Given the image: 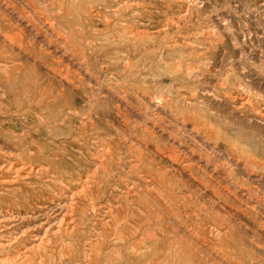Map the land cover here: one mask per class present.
<instances>
[{
  "label": "rangeland",
  "instance_id": "374dc122",
  "mask_svg": "<svg viewBox=\"0 0 264 264\" xmlns=\"http://www.w3.org/2000/svg\"><path fill=\"white\" fill-rule=\"evenodd\" d=\"M3 1L4 0H0V8L4 5L6 9L4 10L6 11V13L3 10V12L1 11V9L3 8L0 9V14H5V16L0 15V40L4 42L3 44L0 41V149H3L2 151L0 150V161L2 160V162H6V160H11V162L16 165H19V163L20 165H22L23 163H27L26 166L34 163V165L40 164L47 167L49 171L52 170V172H49L48 175H44V179L40 177L41 180H39V178L35 175V178L33 176V178L29 179L27 182L23 180V182L19 181L17 183L14 182L11 184L0 182V193H3L4 195H10V197H6V201L8 202H5L4 199L0 200L1 207L3 209L5 208V210L13 209L14 211L20 210L19 212H24L26 209V211L33 212V207H35V204H39L42 201L44 195L58 193L60 189H66L69 195L73 193L75 194V192L77 195L74 196L75 206L73 207L76 210L73 209V211H76L78 213L74 212L75 215L74 213H72L73 216L71 215L73 219H75L76 216L75 220L71 218V222L73 221L72 223H75L74 225H77L75 226V233L70 232L71 234H67L64 233L65 231L63 230L64 232H56L55 234V232L53 231L56 230V227L54 228V226L52 225L54 223V220L52 221L53 214L50 215V217L49 214L38 212L40 214L39 216L38 213H36L32 214V217L25 219L23 228L30 234L28 238L25 237V245L27 244V246L30 247L32 246V243L35 244L37 242L38 244L40 241L43 244H40V248H36V251L33 250L32 253L34 254L31 253L32 258L30 262L28 261L29 264H45V262L46 264H56L59 263V260L61 264H91V262H93V264H117L120 259V264H177L178 262L179 264H264V0H5L7 4L5 3V1ZM15 1L18 4H14ZM58 1L59 3H57ZM115 1L118 2L116 3ZM127 1L130 2V6ZM73 3L75 5H73ZM127 3L128 6L126 5ZM11 4L13 5V7H11ZM110 4L113 5L111 6ZM16 5L18 6V8ZM30 5H32V9ZM53 5L55 7L57 6V9ZM6 6H8V8ZM15 7L17 9H15ZM8 9L11 10L9 11ZM24 10L26 11L24 12ZM105 10L107 12H105ZM126 10H128V12ZM34 11H36L37 13L35 12V14ZM57 11L59 12L57 13ZM98 13H100V16H102L100 17ZM115 14L118 15L115 17ZM8 15L9 17H7ZM21 15L24 17H22ZM82 15L84 16V18ZM129 15L130 17H128ZM1 16L6 20H3V22H1L3 19ZM11 16H14V19H11ZM104 16L105 18H107L104 19ZM36 20H39V23ZM123 20L125 22H123ZM115 21H117V23ZM1 23L4 26H1ZM29 23L34 25L31 26ZM51 24H53L54 26ZM85 25L87 26V28H85ZM6 26H9L8 28L10 30L8 28L3 29ZM27 26L28 29H25L27 28ZM45 26L47 27L45 28ZM127 26L129 27L127 28ZM20 28L23 29L21 30ZM7 29L9 31H7ZM20 31L22 33H18ZM2 32L4 34H7L8 38L10 39L4 40V38H2ZM107 34H109L110 36H107ZM125 34H127L128 36ZM45 36L48 38H46ZM60 36L62 37L59 38ZM110 37H113V39H110ZM44 38L46 40H44ZM42 39L44 41H42ZM87 40L90 42L89 44L92 45L87 44ZM45 41H47L48 43L46 42V44L49 45H45ZM106 41L110 42L111 45ZM124 41H127V44ZM55 42L58 43L56 44ZM59 42H61V44ZM83 42H86L84 44H87L89 47L87 45H84ZM63 43L65 46L63 45ZM120 46L123 47L121 48ZM111 47H113V49ZM9 48L12 51L15 49L14 52H12ZM94 48H97V50H95ZM67 49L68 51H70L68 52ZM55 50L57 51L55 52ZM32 51L36 54H33ZM62 53L65 55L62 56ZM77 53L79 54V59L77 57ZM113 53L116 55H114ZM108 54H111L110 57ZM122 55H127V57H123ZM121 57L122 59H124V62L122 61ZM111 58H113L111 62L112 64L109 62ZM120 59L122 62L120 61ZM9 60L12 62L10 63ZM29 60H31L33 63L31 61L27 62ZM36 60H38L39 62ZM130 61L133 64H131ZM124 65L126 66V68ZM8 66H10V68ZM67 66L69 67L68 69ZM56 68H58V70ZM54 69L56 70V72ZM114 69L116 71L118 70L120 74L118 72L116 73ZM130 70L132 71L129 73ZM25 71L27 74H23V72ZM29 72L30 74H32V77H34V79L32 77L31 78L36 81L35 87H38V90L40 89L39 91H37L39 93H37L36 90L32 89V91L28 90L27 93L26 86L23 87L25 90H20L19 86L17 85L18 80H25L24 78H22L24 75L29 76ZM7 73L9 76L5 75ZM53 73L55 74V76ZM119 75H121V77ZM5 77L10 80L5 82ZM63 77L67 79L64 80ZM15 78H17V80ZM130 78H132V80ZM144 78H146V80ZM37 79L40 80L38 81ZM51 80L52 83L50 82ZM129 81H132L131 84L129 83ZM46 83L48 84V86L45 85ZM49 85L53 86L50 87ZM55 86L57 87L55 88ZM121 86H123L124 88ZM78 88L80 90H78ZM15 89H17L18 91ZM42 90L45 91V94ZM126 91H128L127 93H129L130 95L127 94ZM21 92L23 95L21 94ZM40 92L42 93L41 97ZM119 93H122V95ZM125 93L126 96L124 95ZM28 95H30V99H28ZM57 96H59L60 98ZM124 97L128 98L125 99ZM42 98L43 100H41ZM46 98H49L50 100ZM37 99H39L40 101H37ZM16 103L19 105H17ZM41 103L44 105H42ZM62 103H64V105ZM90 115L91 117H89ZM53 117L55 119H53ZM95 118L97 119V121ZM142 132H146V134H143ZM64 134L66 136H64ZM143 135L145 136V138ZM111 138L113 139V141ZM138 139H141V142L138 141ZM143 139H145L144 142H142ZM123 141L125 142V144ZM147 141L150 143H148ZM32 142H34L36 146ZM78 142L81 143L79 144ZM117 142L120 143L117 144ZM120 145L121 148L119 147ZM137 145H139L140 147ZM14 146H16V148ZM107 146L109 147V149ZM145 147H148L146 148L147 151L145 150ZM131 148L132 150H129ZM8 149L10 152L8 151ZM110 149L111 152L113 151L112 153L110 152ZM134 149H137V152ZM17 150L19 154H17ZM77 150H79L80 152H78ZM97 150L98 152H101L98 154L96 153ZM116 150H118V153H116ZM150 151L155 157H150ZM183 151L185 155L183 154ZM93 152L94 157L92 156ZM108 152L112 157L114 156L112 158L109 155L112 162H110V159L107 155ZM3 153H5L6 155H4ZM21 154H25L26 157ZM156 154L158 155L156 156ZM97 155H101L99 156L101 159H99ZM3 156L5 160L1 159L3 158ZM159 156H161L162 158H160ZM20 157L22 159V162L20 160ZM137 157L138 161L140 162L136 160ZM118 158L120 159V161ZM153 158H156L158 160ZM166 158L168 159V161ZM50 159H54L52 160L54 164L53 162H50ZM113 159L115 160L116 164L113 163ZM181 159L184 160L181 161ZM24 160H28L30 162L28 163V161L26 162ZM95 160L100 164L102 162H105V164L107 165L106 167H108L107 170L105 168L103 172L102 170H97L96 172V167L94 165L96 162ZM107 162H110L111 164L113 163L112 166L111 164L108 165ZM138 163L139 166L136 165ZM192 163L194 167H192ZM88 164L92 165L88 170L92 173L95 170L94 172L96 173H94V175L97 174L98 177L94 176L93 180L90 183V189L85 190L84 186L79 181V178L85 176V174L88 173L87 168H85ZM170 164L172 167L174 166V170L172 169ZM179 164H181V166H179ZM206 164L209 165V168L208 166H206L205 169L207 171L203 173V169ZM167 165H169V168L167 167ZM26 166L24 165V167ZM117 166L119 167V170L116 169L118 168ZM176 166L178 169L176 168ZM182 166H184V169L182 168ZM128 167L131 171H133V175L132 172L127 169ZM196 167L199 168L197 169ZM133 168H136L138 170H134ZM190 168L192 171L190 170ZM140 170H142L141 173ZM160 170L164 171L160 172ZM169 170L172 171V173ZM180 170L181 172L185 170L183 171L185 173H181ZM186 170L189 172V174ZM53 171L56 172V174H59V179H56V181L58 182L54 181L49 183V180H51V178L49 177L54 175ZM72 171L74 172V174H72ZM144 171L146 172L144 173ZM152 171H154V173H151ZM155 171H157L156 173L159 176L155 173ZM213 172H216L217 174ZM136 173H139L138 178L140 180L137 179ZM168 173L170 174V177ZM5 174L6 176L9 174L11 177H6ZM173 174L177 176L173 177ZM145 175H151L150 177H154L151 178L152 181H150V177ZM13 176L14 174L10 172H0V181H2V178L12 179ZM121 176L124 180L121 179ZM165 176L167 177V179L165 178ZM99 177L100 179L95 182V180ZM101 177L103 179L102 181H100ZM125 177L129 179L131 177V179L129 180ZM179 177H183V179ZM187 177L189 178L188 180L186 179ZM134 178L137 179V184L136 189H134L131 193L132 197L135 198L136 196L138 197V199L135 203L127 206L126 203L128 201H126V196L124 194V191L126 192V190L123 189L122 191V188L127 185L130 186L132 184L131 180H134ZM169 178L171 179V181ZM146 179L148 181H146ZM159 179H161L162 182H159ZM35 180H38V182L36 183ZM165 180L167 181V183ZM180 180L182 181L179 182ZM29 181L30 184L28 183ZM192 181H195V183H191ZM189 182L191 185L189 184ZM40 183H42V185H40ZM47 184L49 185L48 188L45 187L47 186ZM100 184H102V186ZM141 185L143 186L141 187ZM175 185L177 186V188ZM168 186L170 187L168 188ZM204 186L205 188H203ZM29 187L32 189H30ZM97 187H99L100 189H98ZM34 188H36L37 190ZM78 188L80 189V191L82 190L81 192L79 191V193ZM141 188L144 190H142ZM162 188L164 190H162ZM33 189L37 192H35ZM116 189L117 191H115ZM139 189L141 190L139 191ZM83 190L85 191L83 192ZM145 190L147 192H145ZM143 191L145 192V194L143 193ZM211 191H216L218 193H213ZM9 192H15L14 194H16V196H14V194H12L11 196ZM88 194H92V197ZM117 194L120 196L117 197ZM162 194L167 197L165 198ZM210 194L212 195L210 196ZM145 195H147V197ZM173 195H177L178 197H174ZM208 196L214 197V199L209 198ZM114 197L116 199H114ZM120 197L121 199H119ZM161 197L165 199L163 200ZM90 198L93 199L91 200ZM157 198L160 200H158ZM85 199H87V201ZM91 201L95 204L93 205L94 207L92 206L93 203ZM139 201L143 202L140 203ZM90 202L92 204H90ZM107 202L109 203V206ZM134 205L138 207L136 208L134 207ZM105 206H107L109 209ZM95 207L98 208L96 209ZM224 207L227 208L225 209ZM141 211L144 212L141 213ZM106 213L108 214V216ZM124 214H127L128 216H125ZM176 215H178V218L175 217ZM98 216H100L101 218ZM121 216L123 218H121ZM39 217L41 220L39 219ZM35 218H37L36 220H39L37 221L38 223L36 222ZM42 218L45 219L42 220ZM79 218L81 220H77ZM109 218L114 220L112 221ZM32 221H34L35 223ZM114 221L116 223H114ZM92 222H95L94 224L96 225H94ZM106 222L109 223L106 225ZM166 222H170L171 224H166ZM78 223L80 224L79 226ZM223 223L224 226H222ZM85 224H87L88 228L87 226H85ZM135 224L136 226H134ZM108 225H111L110 227H112L113 229H108ZM117 225L121 227L119 228ZM130 225H132L133 227ZM48 226L51 229L53 228V230H50ZM212 226H214V228ZM104 227H107V229H105ZM151 228L153 231L151 230ZM159 228L162 231L159 230ZM176 228L178 230H176ZM180 228L182 230H180ZM183 228H186L185 230L187 231H185ZM24 229H22L21 231H23ZM44 230L47 231V233ZM82 230H84V233L82 232ZM89 230L91 231L90 234L88 233ZM101 230H104L102 234ZM148 231L150 235L146 234L148 233ZM176 231L177 233H175ZM128 232H130V234ZM155 232L156 234L154 236ZM51 233L52 235H50ZM118 233L120 234L118 235ZM176 234L178 237H176ZM33 235H37L42 240L39 241L40 238L34 240ZM47 235H50L51 238H48L49 236ZM59 235H61L62 238H60L62 240L57 237ZM94 235L99 236L96 237ZM158 235L160 236V238L158 237ZM199 236L201 237V240ZM78 237H80L79 241ZM89 237H91L92 240H90ZM191 237L195 238V240ZM216 237L219 239H217ZM114 238H116V240H114ZM122 238L124 239L122 240ZM86 239L88 240L86 241ZM180 239L183 242H180ZM67 240L70 243L68 244L69 247L67 246V244H65L68 243L66 242ZM92 241L93 243L94 241L95 243H98L99 241L100 242L98 244L94 243V246L92 244ZM213 241H217L218 243H214ZM52 242H54L53 245ZM232 242L234 243V245H232ZM113 243L121 245L122 252L120 251V246L118 247V245H115V247H113ZM125 244L127 245L125 246ZM64 245L68 250L66 248L64 249ZM170 245H172L171 248H169ZM180 245L181 247H179ZM184 245L185 247L187 246V249L184 247L186 250H183ZM207 245H211L209 246L210 249ZM226 245H230V247H227ZM163 246L166 248V250ZM203 246H206L207 248L205 247L206 249H204ZM219 247H222L221 249L224 248L225 251L221 250ZM57 248L59 249L58 251ZM70 248L72 251L70 250ZM42 249L44 251L47 250L46 253L48 252V255H50L51 252V255L53 257L51 255L47 256L45 252L44 254H42ZM48 249L51 251H49ZM61 249H63L64 252L63 250L60 251ZM100 249H102L101 253L99 251ZM214 249L216 251H220V253L216 252ZM97 250L99 252H97ZM104 250H107L108 252H104ZM190 250L191 252H189ZM210 250H212L213 252ZM22 251H24L23 247ZM54 251H56L58 254ZM80 251H83L82 253H80L81 255L79 254ZM92 251H96L97 254L96 252L93 253ZM129 251H131V253ZM87 252L91 253L89 254ZM122 253L125 259L121 258L123 257L121 256ZM39 254L41 255L39 256ZM59 254H61L62 257L66 258V261L65 259L60 258L61 256ZM179 254H181L182 256ZM35 255H37L36 258ZM88 255H90V259ZM95 256L97 257V259H95ZM115 257L117 258V260L115 259ZM195 257L196 260L194 261ZM208 257L210 260H207ZM127 258H129L130 262ZM159 258H161V260ZM70 259L71 261H73L72 263ZM94 259L95 261H93ZM124 261L126 263H124Z\"/></svg>",
  "mask_w": 264,
  "mask_h": 264
},
{
  "label": "bare ground",
  "instance_id": "6f19581e",
  "mask_svg": "<svg viewBox=\"0 0 264 264\" xmlns=\"http://www.w3.org/2000/svg\"><path fill=\"white\" fill-rule=\"evenodd\" d=\"M5 1V0H4ZM3 1V2H4ZM24 1V0H23ZM187 1V0H186ZM10 2V1H9ZM14 2V1H13ZM29 2V1H28ZM52 2V1H51ZM54 2V1H53ZM116 2V1H115ZM118 2V1H117ZM116 2V3H117ZM128 2V1H127ZM5 3H6V1H5ZM12 3V2H11ZM47 3V2H46ZM57 3H59V1L57 2ZM110 3V2H109ZM129 3V6H130V2H128ZM128 3L126 4L127 6H128ZM7 4V3H6ZM13 4V3H12ZM11 4V5H12ZM14 4H18V3H16V1H15V3ZM29 4H31V3H29ZM50 4V3H49ZM98 4H100V3H98ZM9 5V4H8ZM10 5V6H11ZM25 5V4H24ZM48 5V4H47ZM58 5V4H57ZM73 5H75L74 3H73ZM111 5V4H110ZM113 5V4H112ZM111 5V6H112ZM124 5V4H123ZM1 6V5H0ZM9 6V7H10ZM15 6V5H14ZM17 6V5H16ZM32 5H30V7H31ZM35 6V5H34ZM54 6V5H53ZM52 6V7H53ZM62 6V5H61ZM78 6V5H77ZM7 8H8V6H6ZM11 7H13V5L11 6ZM49 7V6H48ZM55 7V6H54ZM53 7V8H54ZM57 7V6H56ZM55 7V8H56ZM60 7V6H59ZM73 7H75V6H73ZM72 7V8H73ZM79 7H80V5H79ZM1 8H3V9H1ZM0 9H1V11L3 10V11H5L6 9H5V6L3 5V7H1ZM17 8H18V6H17ZM16 7H15V9H17ZM33 8H35V7H33ZM62 8V7H61ZM124 8V7H123ZM131 8H132V6H131ZM5 9V10H4ZM30 9V8H29ZM31 9H32V7H31ZM57 9V8H56ZM60 9V8H59ZM67 9V8H66ZM85 9V8H84ZM92 9H93V6H92ZM91 9V10H92ZM96 9V8H95ZM114 9H116V8H114ZM9 10V9H8ZM11 10V9H10ZM9 10V11H10ZM34 10V9H33ZM35 10H37V9H35ZM68 10V9H67ZM76 10V9H75ZM83 10V9H82ZM81 10V11H82ZM112 10V9H111ZM119 10V9H118ZM2 11V12H3ZM9 11H7V12H9ZM14 11V10H13ZM15 11H17V10H15ZM26 10H24V12H25ZM79 11V10H78ZM97 11H98V9H97ZM127 12H128V10H126ZM22 12V11H21ZM20 12V13H21ZM24 12H23V14H24ZM36 11H34V13H35ZM59 11H57V13H58ZM63 12V11H62ZM67 12V11H66ZM72 12V11H71ZM90 12V11H89ZM100 12V11H99ZM105 12H107L106 10H105ZM1 13V12H0ZM5 13H6V11H5ZM17 13H19V12H17ZM16 13V14H17ZM32 13H33V11H32ZM37 13V12H36ZM35 13V14H36ZM40 13V12H39ZM42 13V12H41ZM52 13V12H51ZM55 13V12H54ZM53 13V14H54ZM65 13V12H64ZM85 13V12H84ZM96 13V12H95ZM132 13V12H131ZM10 14V13H9ZM25 14H27V13H25ZM52 14V15H53ZM63 14V13H62ZM68 14H70V13H68ZM86 14V13H85ZM88 14V13H87ZM93 14V13H92ZM99 14V16H100V13H98ZM107 14V13H106ZM0 15H2V14H0ZM7 15V14H6ZM32 15V14H31ZM34 15V14H33ZM37 15H39V14H37ZM51 15V14H50ZM66 15V14H65ZM89 15H91V14H89ZM110 15V14H109ZM118 15V14H117ZM116 14H115V17L117 16ZM131 15V14H130ZM130 15L128 16V17H130ZM2 16H5V14L4 15H2ZM1 16V17H2ZM22 16V15H21ZM30 16V15H29ZM43 16V15H42ZM60 16V15H59ZM67 16V15H66ZM65 16V17H66ZM81 16V15H80ZM83 16V15H82ZM102 16V15H101ZM100 16V17H101ZM105 16H107V15H105ZM105 16H104V19H106L105 18ZM7 17H9V15L7 16ZM14 16H11V19H14L13 18ZM19 17V16H18ZM22 17H24V16H22ZM37 17H39V16H37ZM36 17V18H37ZM69 17V16H68ZM108 17H110V16H108ZM114 17V16H113ZM127 17V18H128ZM3 18V17H2ZM6 18V17H5ZM62 18V17H61ZM83 18H84V16H83ZM94 18V17H93ZM19 19V18H18ZM88 19V18H87ZM86 19V20H87ZM103 19V20H104ZM111 19V18H110ZM110 19H108V20H110ZM123 19V18H122ZM121 19V20H122ZM126 19V18H125ZM3 20H6V19H2V21L1 22H3ZM9 20V19H8ZM16 20H17V18H16ZM20 20H21V18H20ZM24 20V19H23ZM29 20V19H28ZM35 20V19H34ZM80 20V19H79ZM89 20V19H88ZM37 21V20H36ZM52 21V20H51ZM50 21V22H51ZM81 21V20H80ZM120 21V20H119ZM118 21V22H119ZM5 22V21H4ZM6 22H10V21H6ZM20 22V21H19ZM38 23H39V20L37 21ZM45 22V21H44ZM55 22V21H54ZM78 22V21H77ZM88 22V21H87ZM100 22V21H99ZM102 22V21H101ZM104 22V21H103ZM106 22V21H105ZM109 22V21H108ZM116 23H117V21H115ZM123 22H125L124 20H123ZM127 22V21H126ZM16 23V22H15ZM14 23V24H15ZM22 23V22H21ZM33 23H35V22H33ZM38 23H37V25H38ZM83 23V22H82ZM7 24V23H6ZM13 24V23H12ZM25 24H27V23H25ZM30 24V23H29ZM41 24V23H40ZM75 24V23H74ZM81 24V23H80ZM85 24V23H84ZM83 24V25H84ZM97 24V23H96ZM104 24V23H103ZM106 24H108V23H106ZM115 24V23H114ZM120 24V23H119ZM19 25V24H18ZM22 25V24H21ZM31 26H33L32 24H30ZM29 25V26H30ZM51 25H53V24H51ZM90 25V24H89ZM93 25V24H92ZM123 25H124V23H123ZM128 25V24H127ZM132 25V24H131ZM131 25H129V26H131ZM1 26H4V25H2V23H1ZM15 26V25H14ZM25 26V25H24ZM54 26V25H53ZM76 26V25H75ZM86 26V25H85ZM114 26V25H113ZM118 26V25H117ZM129 26H127V28L129 27ZM9 27V26H8ZM7 26L6 27H4L3 29H5V28H8ZM40 27V26H39ZM47 26H45V28H46ZM82 27H84V26H82ZM110 27H111V23H110ZM125 27V26H124ZM31 28H33V27H31ZM36 28V27H35ZM34 28V29H35ZM51 28V27H50ZM53 28V27H52ZM85 28H87V26L85 27ZM114 28V27H113ZM116 28V27H115ZM126 28V29H127ZM1 29V28H0ZM9 29V28H8ZM7 29V31H9ZM12 29H13V27H12ZM17 29V28H16ZM21 30L23 29V28H20ZM25 29H28V26H27V28H25ZM120 29V28H119ZM124 29V28H123ZM37 30V29H36ZM49 30V29H48ZM78 30V29H77ZM82 30V29H81ZM114 30V29H113ZM116 30V29H115ZM128 30V29H127ZM2 31V30H1ZM6 31V30H5ZM14 31V30H13ZM24 31V30H23ZM29 31H30V29H29ZM42 31V30H41ZM53 31V30H52ZM84 31V30H83ZM122 31V30H121ZM15 32V31H14ZM34 32H35V30H34ZM109 32V31H108ZM118 32H120V31H118ZM126 32V31H125ZM129 32V31H128ZM3 33V32H2ZM18 33H22L21 31L20 32H18ZM25 33H26V31H25ZM38 33V32H37ZM15 34H17V33H15ZM69 34V33H68ZM84 34V33H83ZM82 34V35H83ZM115 34V33H114ZM121 34H124V33H121ZM128 34V33H127ZM127 34H125V35H127ZM20 35V34H19ZM33 35H34V33H33ZM60 35V34H59ZM64 35V34H63ZM109 34H107V36H108ZM111 35H113V34H111ZM130 35H131V32H130ZM13 36H14V33H13ZM37 36H38V34H37ZM37 36H35V37H37ZM41 36V35H40ZM47 36V35H46ZM45 36V37H46ZM58 36V35H57ZM67 36V35H66ZM110 36V35H109ZM122 36V35H121ZM128 36V35H127ZM181 36V35H180ZM12 37V36H11ZM17 37V36H16ZM19 37V36H18ZM55 37V36H54ZM62 36H60L59 38H61ZM80 37V36H79ZM84 37V36H83ZM132 37V36H131ZM2 38H4V40H6V39H10V38H8V35L7 34H2ZM15 38V37H14ZM22 38V37H21ZM46 38H48V37H46ZM56 38V37H55ZM66 38V37H65ZM86 38V37H85ZM123 38V37H122ZM122 38H121V40H122ZM133 38V37H132ZM17 39V38H16ZM64 39V38H63ZM84 39V38H83ZM110 39H113V37L111 38L110 37ZM130 39V38H129ZM134 39V38H133ZM19 40V39H18ZM44 40H46L45 38H44ZM43 39H42V41H44ZM50 40H51V38H50ZM67 40H68V38H67ZM107 40V39H106ZM115 40V39H114ZM3 44H4V42L2 41V40H0ZM9 41V40H8ZM24 41V40H23ZM48 41V40H47ZM47 41H45V45H49V44H46V42ZM61 41V40H60ZM70 41V40H69ZM72 41V40H71ZM88 41V40H87ZM108 41H109V39H108ZM108 41H106L107 43H109L110 44V42H108ZM10 42V41H9ZM11 42H13V41H11ZM16 42H18V41H16ZM62 42V41H61ZM61 42H59L60 44H61ZM66 42V41H65ZM116 42V41H115ZM125 42V41H124ZM127 42V41H126ZM125 42V43H126ZM6 43V42H5ZM48 43V42H47ZM56 44L58 43V42H55ZM84 43H86V42H83V44ZM90 42L88 41V43L87 44H89ZM114 43V42H113ZM117 43V42H116ZM9 44V43H8ZM44 44V43H43ZM51 44V43H50ZM66 44V43H65ZM70 44V43H69ZM69 44H68V46H69ZM76 44H78V43H76ZM87 44H84V45H87ZM118 44V43H117ZM116 44V45H117ZM121 44V43H120ZM127 44V43H126ZM125 44V45H126ZM130 44V43H129ZM12 45V44H11ZM15 45V44H14ZM54 45V44H53ZM63 45H64V43H63ZM63 45H61V46H63ZM89 45H92V44H89ZM111 45V44H110ZM122 45V44H121ZM30 46V45H29ZM50 46H52V45H50ZM65 46V45H64ZM71 46V45H70ZM82 46V45H81ZM88 46V45H87ZM15 47V46H14ZM85 47V46H84ZM89 47V46H88ZM92 47V46H91ZM121 47V46H120ZM123 47V46H122ZM121 47V48H122ZM21 48V47H20ZM31 48H32V46H31ZM65 48V47H64ZM71 48H73V47H71ZM81 48V47H80ZM83 48V47H82ZM112 49H113V47H111ZM134 48V47H133ZM2 49V48H1ZM4 49V48H3ZM10 49V48H9ZM17 49V48H16ZM38 49V48H37ZM53 49V48H52ZM57 49V48H56ZM62 49V48H61ZM74 49H76V48H74ZM86 49V48H85ZM95 50H97V48H94ZM94 49H93V51H94ZM106 49V48H105ZM109 49V48H108ZM120 49V48H119ZM129 49V48H128ZM6 50V49H5ZM11 50V49H10ZM15 50V49H14ZM14 50L12 51V52H14ZM21 50H22V48H21ZM27 50V49H26ZM25 50V51H26ZM50 50H51V48H50ZM54 50V49H53ZM64 50H66V49H64ZM78 50V49H77ZM107 50V49H106ZM116 50V49H115ZM127 50V49H126ZM3 51V50H2ZM7 51H8V49H7ZM23 51V50H22ZM57 50H55V52H56ZM67 51H68V49H67ZM70 51V50H69ZM68 51V52H69ZM76 51V50H75ZM4 52V51H3ZM64 52V51H63ZM66 52V51H65ZM73 52V51H72ZM78 52V51H77ZM81 52V51H80ZM106 52V51H105ZM129 52V51H128ZM131 52V51H130ZM2 53V52H1ZM9 53V52H8ZM23 53V52H22ZM27 53V52H26ZM32 53H33V51H32ZM46 53V52H45ZM47 53H48V51H47ZM46 53V54H47ZM107 53V52H106ZM111 53V52H110ZM5 54V53H4ZM4 54H2V55H4ZM6 54H7V52H6ZM14 54V53H13ZM33 54H36V53H33ZM38 54H40V53H38ZM49 54H50V52H49ZM67 54V53H66ZM78 54V53H77ZM81 54V53H80ZM86 54V53H85ZM99 54V53H98ZM114 54V53H113ZM8 55H10V54H8ZM21 55V54H20ZM24 55H25V53H24ZM63 55H65V54H63L62 53V56ZM109 55V54H108ZM111 55V54H110ZM110 55H109V57H110ZM114 55H116V54H114ZM29 56V55H28ZM37 56V55H36ZM43 56H45V55H43ZM68 56V55H67ZM123 56V55H122ZM131 56V55H130ZM129 56V57H130ZM20 57H22V56H20ZM27 57V56H26ZM71 57V56H70ZM77 57H78V59H79V54L77 55ZM76 57V58H77ZM98 57V56H97ZM123 57H127V55L125 56H123ZM3 58V57H2ZM48 58V57H47ZM68 58V57H67ZM5 59V58H4ZM35 59V58H34ZM50 59V58H49ZM71 59V58H70ZM81 59V58H80ZM82 59H84V58H82ZM112 59L113 58H111V60L110 59H108V60H110L109 62L111 63L112 62ZM121 59H122V57H121ZM121 59H120V61H121ZM127 59V58H126ZM28 60V59H27ZM40 60V59H39ZM42 60V59H41ZM124 59H122V61H123ZM10 61V60H9ZM8 61V62H9ZM31 60H29V61H27V62H30ZM33 61H35V60H33ZM36 61H38V60H36ZM61 61V60H60ZM59 61V62H60ZM79 61V60H78ZM116 61V60H115ZM121 61V62H122ZM126 61V60H125ZM7 62V63H8ZM12 61H10V63H11ZM32 62V61H31ZM39 62V61H38ZM54 62V61H53ZM81 62V61H80ZM84 62V61H83ZM124 62V61H123ZM131 62V61H130ZM33 63V62H32ZM42 63H43V61H42ZM41 63V64H42ZM45 63V62H44ZM128 63H129V61H128ZM85 64V63H84ZM112 64V63H111ZM131 64H133L132 62H131ZM3 65H5V64H3ZM12 65V64H11ZM14 65V64H13ZM22 65V64H21ZM39 65V64H38ZM127 65V64H126ZM130 65V64H129ZM2 66V65H1ZM24 66V65H23ZM125 66V65H124ZM9 68H10V66H8ZM31 67V66H30ZM46 67V66H45ZM47 67H49V66H47ZM79 67V66H78ZM113 67V66H112ZM2 68V67H1ZM60 68V67H59ZM69 67L67 66V69H68ZM81 68V67H80ZM120 68V67H119ZM125 68H126V66H125ZM127 68H128V66H127ZM130 68H131V66H130ZM49 69V68H48ZM52 69V68H51ZM50 69V70H51ZM57 70H58V68H56ZM61 69V68H60ZM118 69V68H117ZM121 69V68H120ZM133 69H134V67H133ZM7 70H9V69H7ZM25 70V69H24ZM53 70V69H52ZM55 70V69H54ZM66 70V69H65ZM64 70V71H65ZM77 70H78V68H77ZM87 70V69H86ZM127 70V69H126ZM128 70H129V68H128ZM127 70V71H128ZM210 70V69H209ZM3 71V70H2ZM20 71H22V70H20ZM31 71H32V68H31ZM62 71V70H61ZM61 71H59V72H61ZM114 71L117 73L118 72V70L116 71L115 69H114ZM121 71V70H120ZM132 70H130L129 71V73L131 72ZM199 71V70H198ZM48 72V71H47ZM55 72H56V70H55ZM58 72V71H57ZM66 72V71H65ZM67 72H68V70H67ZM72 72V71H71ZM114 72V73H115ZM193 72V71H192ZM4 73V72H3ZM21 73V72H20ZM24 73H26V71L25 72H23V74ZM33 73V72H32ZM35 73V72H34ZM38 73V72H37ZM52 73V72H51ZM119 74H120V72H118ZM1 74V73H0ZM18 74V73H17ZM27 74V73H26ZM29 74V76H26V75H24L22 78H24L25 80H18V82H17V85L19 86V88H20V90H22V89H24L23 87L24 86H26L27 87V93H28V90H36V92L37 91H39L38 90V87H35V83H36V81L35 80H33L34 79V77H32V74H30V72L28 73ZM46 74V73H45ZM50 74V73H49ZM54 74V73H53ZM63 74V73H62ZM122 74V73H121ZM126 74V73H125ZM132 74V73H131ZM5 75H8V73L7 74H5ZM15 75V74H14ZM13 75V76H14ZM20 75V74H19ZM59 75H61V74H59ZM58 75V76H59ZM123 75V74H122ZM129 75V74H128ZM9 76V75H8ZM11 76V75H10ZM18 76V75H17ZM38 76V75H37ZM46 76V75H45ZM54 76H55V74H54ZM63 76V75H62ZM68 76V75H67ZM70 76V75H69ZM114 76V75H113ZM120 77H121V75H119ZM33 79H32V78ZM48 77V76H47ZM51 77H52V75H51ZM65 77V76H64ZM63 77V79L64 80H66L65 78ZM72 77V76H71ZM74 77V76H73ZM119 77V78H120ZM125 77V76H124ZM6 78V77H5ZM21 78V79H22ZM38 78V77H37ZM55 78V77H54ZM53 78V79H54ZM75 78H76V74H75ZM111 78V77H110ZM133 78V77H132ZM132 78H130L131 80H132ZM12 79V78H11ZM16 80H17V78H15ZM14 79V80H15ZM18 79H19V77H18ZM50 79V78H49ZM52 79V80H53ZM72 79V78H71ZM80 79V78H79ZM116 79H118V78H116ZM115 79V80H116ZM121 79H123V78H121ZM129 79V80H130ZM145 80H146V78H144ZM5 80V82H7V81H9L7 78L6 79H4ZM15 80V81H16ZM38 80V79H37ZM40 80V79H39ZM38 80V81H39ZM44 80H46V79H44ZM52 80L50 81L51 83H52ZM63 80V81H64ZM69 80V79H68ZM68 80H67V82H68ZM99 80V79H98ZM125 80V79H124ZM124 80H121V81H124ZM196 80V79H195ZM14 81V82H15ZM49 81V80H48ZM56 81V80H55ZM61 81V80H60ZM80 81H82V80H80ZM120 81V82H121ZM128 81V80H127ZM42 82H43V80H42ZM42 82H40V83H42ZM65 82V81H64ZM126 82V81H125ZM132 82V81H131ZM131 82L129 81V83L131 84ZM10 83V82H9ZM38 83V82H37ZM49 83V82H48ZM55 83V82H54ZM54 83H53V85H54ZM77 83V82H76ZM72 84H73V81H72ZM5 85V84H4ZM11 85V84H10ZM15 85V84H14ZM16 85V86H17ZM45 85H47L48 86V84L46 83ZM53 85H51V86H53ZM70 85V84H69ZM68 85V86H69ZM76 85H78V84H76ZM126 85V84H125ZM129 85V84H128ZM12 86V85H11ZM50 86V85H49ZM50 86V87H51ZM73 86V85H72ZM6 87V86H5ZM41 87V86H40ZM42 87H44V86H42ZM49 87V88H50ZM57 86H55V88H56ZM67 87V86H66ZM76 87V86H75ZM118 87V86H117ZM120 87V86H119ZM121 87H123V86H121ZM48 88V89H49ZM70 88V87H69ZM72 88V87H71ZM124 88V87H123ZM126 88H127V86H126ZM7 89V88H6ZM9 89V88H8ZM58 89V88H57ZM13 90V89H12ZM15 90H17V89H15ZM25 90V89H24ZM31 90V91H32ZM44 90H47V89H44ZM44 90H42L43 92H44V94H45V91ZM61 90V89H60ZM78 90H80L79 88H78ZM18 91V90H17ZM53 91V90H52ZM57 91V90H56ZM124 91V90H123ZM15 92V91H14ZM25 92V91H24ZM23 92V93H24ZM58 92V91H57ZM79 92V91H78ZM122 92V91H121ZM128 91H126V93H127ZM138 92V91H137ZM13 93V92H12ZM37 93H39V92H37ZM41 93V92H40ZM71 93V92H70ZM126 93L124 94L125 96H126ZM4 94V93H3ZM21 94H22V92H21ZM33 94V93H32ZM32 94H30V95H32ZM48 94V93H47ZM58 94V93H57ZM82 94V93H81ZM95 94V93H94ZM119 94H121L122 95V93H119ZM127 94H129V93H127ZM13 95V94H12ZM23 95V94H22ZM30 95H28L29 96V98L28 99H30ZM41 95H42V93L40 94V97H41ZM84 95H85V93H84ZM130 95V94H129ZM242 95V94H241ZM25 96H26V93H25ZM46 96V95H45ZM45 96H43V97H45ZM95 96V95H94ZM2 97H3V95H2ZM19 97H20V95H19ZM18 97V98H19ZM23 97V96H22ZM39 97V98H40ZM57 97H59V96H57ZM82 97V96H81ZM117 97H119V96H117ZM129 97V96H128ZM127 97V98H128ZM209 97V96H208ZM17 98V99H18ZM60 98V97H59ZM125 98V97H124ZM127 98H125V99H127ZM16 99V100H17ZM46 99H49V98H46ZM45 99V100H46ZM120 99V98H119ZM15 100V101H16ZM32 100V99H31ZM41 100H43V98L41 99ZM50 100V99H49ZM62 100H63V98H62ZM87 100V99H86ZM27 101V100H26ZM33 101H34V99H33ZM37 101H40L39 99H37ZM48 101V100H47ZM53 101V100H52ZM90 101V100H89ZM243 101V100H242ZM6 102V101H5ZM20 102V101H19ZM28 102V101H27ZM49 102V101H48ZM65 102V101H64ZM91 102V101H90ZM1 103V102H0ZM52 103V102H51ZM85 103V102H84ZM87 103H88V101H87ZM148 103V102H147ZM3 104V103H2ZM17 104V103H16ZM30 104V103H29ZM42 104V103H41ZM49 104V103H48ZM55 104V103H54ZM63 105H64V103H62ZM86 104V103H85ZM17 105H19V104H17ZM21 105H22V103H21ZM42 105H44V104H42ZM51 105V104H50ZM88 105V104H87ZM112 105V104H111ZM180 105V104H179ZM227 105V104H226ZM2 106V105H1ZM62 106V105H61ZM65 106H66V104H65ZM3 107V106H2ZM12 107V106H11ZM42 107V106H41ZM48 107V106H47ZM4 108V107H3ZM18 108H20V107H18ZM34 108V107H33ZM32 108V109H33ZM72 108V107H71ZM54 109V108H53ZM63 109V108H62ZM87 109H88V107H87ZM123 110V109H122ZM32 111V110H31ZM41 111V110H40ZM45 111V110H44ZM50 111V110H49ZM84 111V110H83ZM41 113V112H40ZM45 113V112H44ZM263 113V112H262ZM35 114V113H34ZM61 114V113H60ZM121 114V113H120ZM120 114H119V116H120ZM259 114V113H258ZM62 115H64V114H62ZM89 115V114H88ZM118 115V114H117ZM11 116V115H10ZM57 116V115H56ZM80 116H84V115H80ZM115 116V115H114ZM20 117V116H19ZM21 117H22V115H21ZM46 117H48V116H46ZM89 117H91V115L89 116ZM92 117H93V115H92ZM42 118V117H41ZM78 118H80V117H78ZM85 118V117H84ZM53 119H55L54 117H53ZM58 119V118H57ZM74 119V118H73ZM91 119V118H90ZM89 119V120H90ZM96 119V118H95ZM99 119H100V117H99ZM108 119V118H107ZM61 120V119H60ZM87 120V119H86ZM56 121V120H55ZM82 121V120H81ZM91 121V120H90ZM96 121H97V119H96ZM83 122V121H82ZM94 122V121H93ZM85 123H86V121H85ZM105 123V122H104ZM110 123V122H109ZM129 124V123H128ZM62 125V124H61ZM63 125H64V123H63ZM68 125V124H67ZM83 125V124H82ZM40 126V125H39ZM60 126V125H59ZM87 126V125H86ZM82 127V126H81ZM93 127V126H92ZM39 128V127H38ZM45 128V127H44ZM94 128V127H93ZM2 129V128H1ZM33 129V128H32ZM60 129V128H59ZM85 129V128H84ZM124 129V128H123ZM122 129V130H123ZM3 130V129H2ZM34 130V129H33ZM55 130V129H54ZM78 130V129H77ZM91 130V129H90ZM89 130V131H90ZM158 130V129H157ZM31 131V130H30ZM53 131V130H52ZM51 131V132H52ZM57 131V130H56ZM70 131V130H69ZM69 131H67V132H69ZM41 132V131H40ZM46 132V131H45ZM81 132V131H80ZM71 133V132H70ZM143 134L145 133L146 134V132H142ZM1 134V133H0ZM10 134V133H9ZM66 134V133H65ZM64 134V136H66ZM164 134V133H163ZM40 135V134H39ZM148 135V134H147ZM70 136V135H69ZM93 136V135H92ZM91 136V137H92ZM141 136V135H140ZM144 136V135H143ZM88 137V136H87ZM96 137V136H95ZM95 137H93V138H95ZM177 137V136H176ZM67 138V137H66ZM78 138V137H77ZM90 138V137H89ZM140 138V137H139ZM142 138V137H141ZM144 138H145V136H144ZM97 139V138H96ZM112 139V138H111ZM75 140V139H74ZM90 140V139H89ZM144 140L145 139H143L142 140V142H144ZM59 141H62V140H59ZM70 141V140H69ZM81 141V140H80ZM91 141V140H90ZM97 141V140H96ZM99 141V140H98ZM101 141H103V140H101ZM112 141H113V139H112ZM111 141V142H112ZM138 141H140L141 142V139L139 140L138 139ZM182 141V140H181ZM74 142V141H73ZM84 142V141H83ZM105 142V141H104ZM124 142V141H123ZM148 142V141H147ZM26 143V142H25ZM33 144H34V142H32ZM79 143V142H78ZM81 143V142H80ZM79 143V144H80ZM97 143V142H96ZM100 143V142H99ZM106 143H108V142H106ZM113 143V142H112ZM120 143V142H119ZM118 142H117V144H119ZM148 143H150V142H148ZM152 143V142H151ZM2 144V143H1ZM19 144V143H18ZM60 144V143H59ZM64 144V143H63ZM87 144H89V143H87ZM94 144V143H93ZM116 144V143H115ZM124 144H125V142H124ZM146 144V143H145ZM6 145V144H5ZM4 145V146H5ZM26 145V144H25ZM35 146H36V144H34ZM91 145V144H90ZM110 145H112V144H110ZM139 145H141V144H139ZM139 145H137V146H139ZM147 145V144H146ZM150 145V144H149ZM171 145V144H170ZM22 146V145H21ZM23 146H24V144H23ZM29 146V145H28ZM27 146V147H28ZM60 146V145H59ZM103 146H104V144H103ZM106 146V145H105ZM136 146V147H137ZM153 146V145H152ZM15 148H16V146H14ZM63 147V146H62ZM101 147V146H100ZM108 147V146H107ZM107 147H105V148H107ZM114 147V146H113ZM116 147V146H115ZM120 148H121V145L119 146ZM140 147V146H139ZM151 147V146H150ZM156 147H157V145H156ZM196 147V146H195ZM35 148V147H34ZM87 148V147H86ZM96 148V147H95ZM103 148V147H102ZM104 148V149H105ZM112 148V147H111ZM119 148V149H120ZM146 148H148V147H145V150H146ZM152 148V147H151ZM159 148H160V145H159ZM165 148V147H164ZM184 148V147H183ZM22 149V148H21ZM40 149V148H39ZM108 149H109V147H108ZM137 149H139V148H137ZM136 149V150H137ZM142 149V148H141ZM161 149H162V147H161ZM169 149V148H168ZM1 151L3 150V149H0ZM28 150V149H27ZM75 150V149H74ZM103 150V149H102ZM114 150V149H113ZM129 150H132V148L131 149H129ZM135 150V149H134ZM135 150V151H136ZM187 150V149H186ZM8 151H9V149H8ZM12 151H13V149H12ZM20 151V150H19ZM39 151V150H38ZM41 151H42V149H41ZM78 152H80L79 150H77ZM96 151V150H95ZM100 151V150H99ZM104 151V150H103ZM147 151V150H146ZM162 151V150H161ZM161 151H159V152H161ZM164 151H166V150H164ZM192 151H194V150H192ZM7 152V151H6ZM10 152V151H9ZM23 152H24V150H23ZM25 152H27V151H25ZM30 152V151H29ZM40 152V151H39ZM101 152V151H100ZM100 152H98V150H97V152L96 153H100ZM105 152V151H104ZM110 152H111V149H110ZM113 152V151H112ZM111 152V153H112ZM132 152V151H131ZM137 152V151H136ZM139 152H140V150H139ZM154 152V151H153ZM157 152V151H156ZM168 152V151H167ZM177 152V151H176ZM188 152V151H187ZM1 153V152H0ZM32 153H33V151H32ZM116 153H118V150H116ZM129 153V152H128ZM145 153V152H144ZM149 153H151V151L149 152ZM163 153V152H162ZM192 153V152H191ZM191 153H190V155H191ZM4 155H6L5 153H3ZM10 154V153H9ZM17 154H19L18 153V150H17ZM31 154V153H30ZM89 154V153H88ZM105 154V153H104ZM130 154V153H129ZM139 154V153H138ZM141 154V153H140ZM153 153H151V155H150V157L152 156H154V155H152ZM160 154V153H159ZM170 154H171V152H170ZM183 154H184V151H183ZM183 154H182V156H183ZM11 155H12V153H11ZM21 155H24L25 157H26V155L25 154H21ZM45 155V154H44ZM94 155V152L92 153V156ZM101 155H102V153H101ZM101 155H99V156H101ZM107 155H108V157H109V155H110V153L108 152L107 153ZM122 155H124V154H122ZM158 154H156V156H157ZM164 155V154H163ZM163 155H162V157H163ZM168 155H169V153H168ZM185 155V154H184ZM10 156V155H9ZM18 156V155H17ZM35 156V155H34ZM74 156V155H73ZM72 156V157H73ZM81 156V155H80ZM98 156V155H97ZM98 156V157H99ZM111 156V155H110ZM116 156V155H115ZM131 156V155H130ZM129 156V157H130ZM136 156V155H135ZM148 156V155H147ZM171 156V155H170ZM2 157V156H1ZM14 157H16V156H14ZM13 157V158H14ZM23 157V156H22ZM28 157V156H27ZM33 157V156H32ZM53 157V156H52ZM56 157V156H55ZM59 157V156H58ZM79 157V156H78ZM84 157H86V156H84ZM94 157V156H93ZM98 157H96V158H98ZM105 157V156H104ZM103 157V158H104ZM112 157V156H111ZM114 157V156H113ZM112 157V158H113ZM122 157H124V156H122ZM145 157V156H144ZM149 157V156H148ZM147 157V158H148ZM149 157V158H150ZM155 157V156H154ZM160 158H162L161 156H159ZM158 157V158H159ZM7 158V157H6ZM18 158V157H17ZM48 158V157H47ZM77 158V157H76ZM102 158V159H103ZM107 158V157H106ZM116 158V157H115ZM120 158V157H119ZM118 158V159H119ZM132 158V157H131ZM146 158V157H145ZM196 158V157H195ZM203 158V157H202ZM1 159H4V156H3V158H1ZM42 159H43V156H42ZM83 159V158H82ZM99 159H101L100 157H99ZM98 159V160H99ZM108 159V158H107ZM109 159H110V157H109ZM128 159V158H127ZM136 159V158H135ZM142 159V158H141ZM140 159V160H141ZM144 159V158H143ZM153 159H156V158H153ZM167 159V158H166ZM173 159H174V157H173ZM180 159V158H179ZM187 159V158H186ZM199 159V158H198ZM5 160V159H4ZM9 160V159H8ZM17 160V159H16ZM20 160H21V162H22V159H21V157H20ZM30 160H33V159H30ZM52 160H54V159H52ZM51 159H50V162L52 163L53 161H52ZM122 160V159H121ZM129 160H131V159H129ZM133 160V159H132ZM137 161H138V157H137V159H136ZM145 160V159H144ZM156 160H158V159H156ZM184 160V159H183ZM182 159H181V161H183ZM191 160V159H190ZM194 160V159H193ZM24 161H26V160H24ZM28 161V160H27ZM26 161V162H27ZM36 161V160H35ZM42 161H44V160H42ZM47 161V160H46ZM66 161V160H65ZM96 161V160H95ZM94 161V162H95ZM101 161H103V160H101ZM100 161V162H101ZM113 163H115V160L113 159ZM118 161V160H117ZM116 161V162H117ZM119 161H120V159H119ZM124 161H127V160H124ZM146 161V160H145ZM149 161V160H148ZM147 161V162H148ZM167 161H168V159H167ZM166 161V162H167ZM176 161V160H175ZM175 161H174V163H175ZM180 161V160H179ZM205 161V160H204ZM209 161V160H208ZM30 161H28V163H29ZM38 162V161H37ZM88 162V161H87ZM110 162H112L111 161V159H110ZM110 162H107V164L108 165H110L111 163ZM133 162V161H132ZM138 162H140V161H138ZM151 162V161H150ZM165 162V163H166ZM170 162V161H169ZM187 162V161H186ZM186 162H183V163H186ZM192 162V161H191ZM201 162V161H200ZM15 163H17V162H15ZM112 163V164H113ZM129 163V162H128ZM146 163V162H145ZM149 163V162H148ZM158 163H160V162H158ZM164 163V162H163ZM172 163V162H171ZM173 163V164H174ZM207 163V162H206ZM25 166H26V164L27 163H23ZM20 165V163H19V165H16V164H14V163H12L11 162V160H9V161H7L6 160V162L5 161H3L2 162V160L0 161V172H5V173H7V172H10V173H13L14 174V176L12 177V179H10V178H2L1 180L2 181H0L1 183L3 182V183H5V184H11V183H14V182H19V181H25V182H27L29 179H31V178H33V176H34V178H35V175L39 178V180H41L40 179V177H42L43 179H44V175H48V173L50 172H52V170L51 171H49L48 170V168L47 167H45V166H43V165H34V164H28L29 166H26V167H24V165ZM53 164H54V162H53ZM52 164V165H53ZM112 164H111V166H112ZM116 164V163H115ZM123 164V163H122ZM133 164V163H132ZM204 164V163H203ZM95 170H96V172H97V170H102V172H103V170L106 168V170H107V168L108 167H106L107 165L105 164V162L103 163H99V162H95ZM118 165V164H117ZM129 165V164H128ZM130 165H131V163H130ZM129 165V166H130ZM136 165H138L139 166V163L138 164H136ZM141 165H142V163H141ZM149 165V164H148ZM155 165V164H154ZM165 165V164H164ZM196 165V164H195ZM259 165H261V164H259ZM91 164H88L85 168H87V174H85V176H83V177H81V178H79V181L81 182V184L84 186V189L85 190H88V189H90V183H91V181L93 180V178H94V176H97V174H95L94 175V173H96V172H94L95 170H94V168H93V173L91 172V171H89L88 169H90L91 168ZM119 166V165H118ZM117 166V167H118ZM126 166V165H125ZM144 166V165H143ZM147 166V165H146ZM152 166V165H151ZM163 166V165H162ZM169 165H167V167H168ZM170 166H171V164H170ZM179 166H181V164H179ZM185 166V165H184ZM184 166H182V168L184 167ZM206 166H208V168H209V165H205L204 166V171H203V173L205 172V171H207L206 169H205V167ZM122 167V166H121ZM156 167V166H155ZM165 167V166H164ZM172 167V166H171ZM174 167V166H173ZM173 167H172V169H173ZM192 167H194L193 166V163H192ZM191 167V168H192ZM211 167V166H210ZM50 168V167H49ZM132 168V167H131ZM136 168H139V167H136ZM134 169V170H138V169ZM148 168V167H147ZM160 168H161V166H160ZM169 168V167H168ZM176 168H177V166H176ZM191 168H190V170H191ZM197 168V167H196ZM199 168V167H198ZM197 168V169H198ZM116 169H118L119 170V167L118 168H116ZM127 169H129V167L127 168ZM144 169V168H143ZM142 169V170H143ZM153 169V168H152ZM166 169V168H165ZM171 169V170H172ZM178 169V168H177ZM184 169V168H183ZM189 169V168H188ZM201 169V168H200ZM114 170H115V168H114ZM130 170V169H129ZM142 170H140V173L142 172ZM174 170V169H173ZM252 170V169H251ZM99 171V172H100ZM131 171V170H130ZM151 171V170H150ZM161 171H164V170H160V172ZM170 171V170H169ZM183 171H185V170H183ZM182 171V172H183ZM187 171V170H186ZM192 171V170H191ZM73 172V171H72ZM99 172H98V174H99ZM124 172H125V170H124ZM132 172V175H133V171H131ZM136 172V171H135ZM137 172H139V171H137ZM146 171H144V173H145ZM157 171H155V173H156ZM158 172H159V169H158ZM171 173H172V171H170ZM176 172V171H175ZM174 172V173H175ZM180 172H181V170H180ZM181 172V173H182ZM188 172V171H187ZM194 172V171H193ZM196 172V171H195ZM110 173V172H109ZM119 173H120V171H119ZM127 173V172H126ZM151 173H154V171H152ZM163 173V172H162ZM162 173H161V175H162ZM167 173V172H166ZM183 173H185V172H183ZM200 173V172H199ZM213 173H216V172H213ZM53 174L54 175H52V176H50L49 178H51V180H49V183H51V182H54V181H56V179H59V174H56V172H54L53 171ZM72 174H74V172L72 173ZM114 174V173H113ZM117 174V173H116ZM128 174V173H127ZM137 174V173H136ZM139 174V173H138ZM138 174H137V179H139L138 177ZM147 174V173H146ZM150 174V173H149ZM157 174V173H156ZM169 174V173H168ZM187 174V173H186ZM188 174H189V172H188ZM194 174V173H193ZM196 174H198V173H196ZM217 174V173H216ZM246 174V173H245ZM105 175V174H104ZM129 175H130V172H129ZM135 175V174H134ZM143 175V174H142ZM158 175V174H157ZM157 175H156V177H157ZM172 175V174H171ZM177 175H178V172H177ZM177 175H175V174H173V177L174 176H177ZM184 175V174H183ZM207 175V174H206ZM5 176H6V174H5ZM8 176H10L9 174L6 176V177H8ZM141 176V175H140ZM145 176H149V175H145ZM151 176V175H150ZM149 176V177H150ZM153 176V175H152ZM159 176V175H158ZM164 176V175H163ZM168 176V175H167ZM179 176H181V175H179ZM188 176V175H187ZM192 176V175H191ZM220 176V175H219ZM11 177V176H10ZM36 177V178H37ZM48 177V176H47ZM76 177V176H75ZM74 177V178H75ZM80 177V176H79ZM98 177V176H97ZM103 177V176H102ZM102 177H101V180L100 181H102L103 179H102ZM106 177V176H105ZM104 177V178H105ZM109 177H111V176H109ZM113 177H114V175H113ZM154 177V176H153ZM153 177H150V181H152L151 180V178H153ZM155 177V178H156ZM161 177V176H160ZM169 177H170V174H169ZM189 177H190V175H189ZM221 177V176H220ZM107 178V177H106ZM126 178V177H125ZM141 178H143V177H141ZM165 178L167 179V177L165 176ZM179 178H182L183 179V177H179ZM184 178H185V176H184ZM192 178V177H191ZM198 178V177H197ZM199 178H200V174H199ZM198 178V179H199ZM211 178V177H210ZM42 179V180H43ZM48 179V178H47ZM100 179V177L99 178H97L96 180H95V182L96 181H98ZM121 179H122V176H121ZM126 179H129V178H126ZM130 179H131V177H130ZM129 179V180H130ZM132 179H133V177H132ZM137 179H135L134 178V180H131L132 181V184L131 183H128V184H131L130 186L129 185H127V186H125V187H123L122 188V191H123V189H125L126 190V192L124 191V194H125V196H126V201H128L127 203H126V205L127 206H130L131 204H133V203H135L136 202V200L138 199V197H136L135 196V198L134 197H132V191L134 190V189H136V184H137ZM148 179V178H147ZM146 179V181H148ZM170 179V178H169ZM178 179V178H177ZM187 180L189 179L188 177L186 178ZM195 179H196V177H195ZM202 179V178H201ZM209 179V178H208ZM213 179V178H212ZM211 179V180H212ZM223 179V178H222ZM239 179V178H238ZM76 180V179H75ZM113 180V179H112ZM122 180H124V179H122ZM140 180V179H139ZM158 180V179H157ZM161 179H159V182H162V180L160 181ZM174 180H175V178H174ZM186 180V181H187ZM210 180V181H211ZM218 180V179H217ZM22 181V182H23ZM36 181V180H35ZM106 181V180H105ZM111 181V180H110ZM127 181V180H126ZM125 181V182H126ZM166 181V180H165ZM170 181H171V179H170ZM182 180H180L179 182H181ZM205 181H207V180H205ZM244 181V180H243ZM252 181V180H251ZM38 182V180L36 181V183ZM48 182V181H47ZM56 182H58V181H56ZM77 182V181H76ZM94 182V183H95ZM104 182V181H103ZM107 182V181H106ZM195 183V181H192L191 183ZM200 182V181H199ZM208 182H209V180H208ZM207 182V183H208ZM241 182V181H240ZM21 183V182H20ZM29 184H30V181L28 182ZM45 183V182H44ZM62 183V182H61ZM73 183H75V182H73ZM79 183V182H78ZM139 183V182H138ZM141 183V182H140ZM153 183V182H152ZM166 183H167V181H166ZM166 183H164V184H166ZM175 183V182H174ZM202 183V182H201ZM219 183V182H218ZM39 184V183H38ZM65 184V183H64ZM97 184V183H96ZM99 184V183H98ZM102 184H104V183H102ZM102 184H100L101 186H102ZM143 184V183H142ZM179 184V183H178ZM189 184H190V182H189ZM204 184V183H203ZM259 184V183H258ZM32 185V184H31ZM40 185H42V183H40ZM40 185H38V186H40ZM62 185V184H61ZM108 185H110V184H108ZM162 185V184H161ZM168 185V184H167ZM166 185V186H167ZM191 185V184H190ZM193 185V184H192ZM29 186V185H28ZM34 186V185H33ZM36 186H37V184H36ZM48 184H47V186H45L46 188H48ZM82 186V187H83ZM94 186V185H93ZM143 185H141V187H142ZM147 186V185H146ZM148 186H149V184H148ZM151 186V185H150ZM153 186V185H152ZM159 186H160V183H159ZM159 186H158V188H159ZM176 186V185H175ZM197 186V185H196ZM210 186V185H209ZM4 187H6V186H4ZM44 187V186H43ZM51 187V186H50ZM54 187V186H53ZM66 187V186H65ZM68 187V186H67ZM81 187V186H80ZM111 187V186H110ZM145 187V186H144ZM170 186H168V188H169ZM224 187V186H223ZM241 187V186H240ZM30 188V187H29ZM46 188H45V190H46ZM98 189H100L99 187H97ZM118 188V187H117ZM139 188H140V184H139ZM152 188V187H151ZM156 188H157V186H156ZM173 188H175V187H173ZM176 188H177V186H176ZM201 188V187H200ZM203 188H205V186L203 187ZM220 188V187H219ZM246 188V187H245ZM6 189V188H5ZM26 189V188H25ZM30 189H32V188H30ZM34 189H36V188H34ZM33 189V190H34ZM50 189V188H49ZM54 189V188H53ZM79 189V188H78ZM113 189V188H112ZM120 189V188H119ZM142 189V188H141ZM141 189H139V191L141 190ZM146 189H148V188H146ZM155 189V188H154ZM197 189V188H196ZM7 190H8V188H7ZM27 190V189H26ZM37 190V189H36ZM36 190H34L35 192H37ZM52 190V189H51ZM77 190V189H76ZM85 190H83V192L85 191ZM91 190H93V189H91ZM142 190H144V189H142ZM156 190V189H155ZM162 190H164L163 188H162ZM161 190V191H162ZM199 190V189H198ZM215 190V189H214ZM229 190V189H228ZM71 191V190H70ZM75 191V190H74ZM79 191H80V189L78 190V193H79ZM82 191V190H81ZM80 191V192H81ZM115 191H117V189L115 190ZM160 191V192H161ZM166 191H167V189H166ZM174 191H175V189H174ZM173 191V192H174ZM210 191V190H209ZM2 192V191H1ZM16 192V191H15ZM15 192H9L10 194H11V196H12V194H14ZM18 192V191H17ZM48 192V191H47ZM53 192V191H52ZM91 192V191H90ZM145 192H147L146 190H145ZM145 192L143 191V193L145 194ZM211 192H213V191H211ZM216 192V191H215ZM215 192H213V193H215ZM50 193V192H49ZM71 193V192H70ZM73 193V192H72ZM85 193H88V192H85ZM84 193V194H85ZM92 193H93V191H92ZM96 193H99V192H96ZM122 193V192H121ZM152 193V192H151ZM150 193V194H151ZM166 193V192H165ZM216 193H218V192H216ZM41 194H43V193H41ZM83 194V195H84ZM136 194V193H135ZM172 194V193H171ZM170 194V195H171ZM220 194V193H219ZM231 194V193H230ZM242 194V193H241ZM18 195V194H17ZM32 195V194H31ZM76 195V192H75V194L73 193V194H68V192H67V190L65 189H60V191L58 192V193H54V194H47V195H42L43 196V198H42V201L38 204H35V207H33V212H29V211H26V209H25V211L24 212H19V211H14L13 209H6L5 210V208L3 209L2 207H1V204H0V264H25V263H28L29 264V262H30V260H31V258H32V255H31V253L33 252V250H35L36 251V248H38L39 246H40V244L41 245H43L42 243H41V241L40 240H42L40 237H38L37 235H33V237H34V240H37V239H39V243L37 244V242L34 244V243H32V246H27V244L25 245V243H24V241H25V237L26 238H28L29 236H30V234H29V232H27V231H25V229L23 228V223H24V221H25V219L26 218H30V217H32V214H36V213H38V212H43V214L44 213H46V214H49V216L50 215H52L53 214V218H52V221L54 220V223L52 224L53 226H54V228L56 229V230H54L53 232H55V234H56V232H62L63 230L65 231H63L64 233H67V234H71L70 232H74V230H75V226H77V225H74L75 223H72L71 222V218L73 219V215H72V213H74V212H76V211H73V209H74V207L73 206H75V202H74V196ZM88 195H90V194H88ZM109 195V194H108ZM118 195V194H117ZM157 195V194H156ZM164 197H165V195L164 194H162ZM161 195V196H162ZM168 195V194H167ZM212 194H210V196H211ZM216 195V194H215ZM233 195V194H232ZM235 195V194H234ZM14 196H16V194H14ZM13 196V197H14ZM77 196V195H76ZM82 196V195H81ZM85 196V195H84ZM91 197H92V194L90 195ZM120 195H118L117 197H119ZM143 196V195H142ZM146 197H147V195H145ZM174 197L175 196H177V195H173ZM224 196V195H223ZM6 197H10V195L9 194H3V193H0V200H5V202H8V201H6ZM19 197V196H18ZM31 197V196H30ZM89 197V196H88ZM100 197V196H99ZM104 197V196H103ZM132 197V198H131ZM160 197V196H159ZM167 197V196H166ZM165 197V198H166ZM178 197V196H177ZM176 197V198H177ZM209 197V196H208ZM26 198V197H25ZM78 198V197H77ZM94 198V197H93ZM93 198H90L91 200L93 199ZM145 198V197H144ZM153 198V197H152ZM162 198V197H161ZM164 198V199H165ZM173 198V197H172ZM209 198H213L214 199V197H209ZM209 198H208V200H209ZM217 198V197H216ZM215 198V199H216ZM235 198V197H234ZM81 199V198H80ZM114 199H116L115 197H114ZM119 199H121V197L119 198ZM119 199H117V200H119ZM158 199V198H157ZM163 199V198H162ZM163 199V200H164ZM178 199V198H177ZM239 199V198H238ZM249 199V198H248ZM23 200V199H22ZM31 200V199H30ZM83 200V199H82ZM86 201H87V199H85ZM89 200V199H88ZM113 200V199H112ZM142 200H144V199H142ZM147 200H148V198H147ZM151 200V199H150ZM158 200H160V199H158ZM162 200V201H163ZM167 200V199H166ZM16 201V200H15ZM28 201V200H27ZM99 201V200H98ZM109 201V200H108ZM157 201V200H156ZM174 201V200H173ZM181 201V200H180ZM211 201V200H210ZM11 202V201H10ZM18 202V201H17ZM26 202V201H25ZM36 202V201H35ZM39 202V201H38ZM73 202H74V204H73ZM76 202H78V201H76ZM89 202V201H88ZM87 202V203H88ZM92 202V201H91ZM90 202V204H92ZM95 202V201H94ZM118 202V201H117ZM140 203H142L141 201H139ZM145 202V201H144ZM151 202V201H150ZM168 202V201H167ZM175 202V201H174ZM173 202V203H174ZM213 202V201H212ZM251 202V201H250ZM4 203V202H3ZM16 203V202H15ZM20 203V202H19ZM82 203V202H81ZM111 203V202H110ZM138 203V202H137ZM155 203V202H154ZM172 203V202H171ZM209 203H211V202H209ZM73 204V205H72ZM106 204V203H105ZM107 204H108V206H109V203L107 202ZM148 204V203H147ZM177 204V203H176ZM9 205H10V203H9ZM18 205V204H17ZM22 205V204H21ZM30 205V204H29ZM34 205V204H33ZM93 205H95L94 203L92 204V206ZM118 205V204H117ZM158 205V204H157ZM172 205V204H171ZM179 205V204H178ZM258 205V204H257ZM77 206H80V205H77ZM82 206H83V204H82ZM86 206V205H85ZM111 206V205H110ZM115 206V205H114ZM142 206H144V205H142ZM16 207V206H15ZM94 207V206H93ZM105 207H107V206H105ZM112 207V206H111ZM115 207H117V206H115ZM133 207V206H132ZM134 207H136V205H134ZM133 207V208H134ZM138 207V206H137ZM136 207V208H137ZM149 207V206H148ZM167 207V206H166ZM217 207H219V206H217ZM18 208V207H17ZM30 208V207H29ZM90 208V207H89ZM96 208V207H95ZM98 208V207H97ZM96 208V209H97ZM108 208V207H107ZM113 208V207H112ZM118 208V207H117ZM117 208H114V209H117ZM120 208V207H119ZM122 208V207H121ZM154 208V207H153ZM163 208V207H162ZM170 208V207H169ZM225 208V207H224ZM227 208V207H226ZM225 208V209H226ZM79 209H80V207H79ZM85 209V208H84ZM88 209V208H87ZM86 209V210H87ZM109 209V208H108ZM152 209V208H151ZM161 209V208H160ZM180 209H182V208H180ZM224 209V210H225ZM237 209V208H236ZM245 209V208H244ZM28 210V209H27ZM74 210H76V209H74ZM137 210V209H136ZM123 211V210H122ZM129 211V210H128ZM156 211V210H155ZM174 211V210H173ZM226 211V210H225ZM242 211V210H241ZM50 212H51V214H50ZM105 212V211H104ZM106 212H109V211H106ZM127 212V211H126ZM125 212V213H126ZM144 212V211H143ZM142 211H141V213H143ZM227 212V211H226ZM57 213V214H56ZM76 213H78V212H76ZM88 213V212H87ZM115 213V212H114ZM140 213V214H141ZM240 213V212H239ZM42 214V213H41ZM42 214V215H43ZM83 214V213H82ZM98 214V213H97ZM104 214V213H103ZM107 214V213H106ZM116 214V213H115ZM132 214V213H131ZM155 214H157V213H155ZM178 214V213H177ZM244 214V213H243ZM40 214L38 213V216H39ZM72 215V216H71ZM74 215H75V213H74ZM80 215V214H79ZM90 215V214H89ZM117 215V214H116ZM123 215V214H122ZM125 216L127 215V214H124ZM135 215V214H134ZM38 216H37V218H38ZM47 216V215H46ZM84 216V215H83ZM87 216V215H86ZM94 216H96V215H94ZM94 216H92V217H94ZM107 216H108V214H107ZM115 216V215H114ZM128 216V215H127ZM141 216V215H140ZM152 216V215H151ZM150 216V217H151ZM178 215H176L175 217H177ZM187 216V215H186ZM189 216H190V214H189ZM41 217H43V216H41ZM51 217V216H50ZM78 217H80V216H78ZM98 217H100V216H98ZM97 217V218H98ZM135 217V216H134ZM147 217V216H146ZM34 218V217H33ZM37 218H35V220L37 219ZM49 218V217H48ZM96 218V219H97ZM101 218V217H100ZM99 218V219H100ZM120 218V217H119ZM121 218H123L122 216H121ZM125 218V217H124ZM132 218H133V216H132ZM158 218H160V217H158ZM157 218V219H158ZM172 218V217H171ZM178 218V217H177ZM39 219H40V217H39ZM43 219H45V218H42V220ZM75 219H76V216H75ZM75 219H73V220H75ZM83 219V218H82ZM93 219V218H92ZM103 219V218H102ZM109 219H111V218H109ZM108 219V220H109ZM128 219H129V217H128ZM140 219V218H139ZM34 220V221H35ZM41 220V219H40ZM77 220H81L80 218L79 219H77ZM112 220V219H111ZM114 220V219H113ZM112 220V221H113ZM117 220H119V219H117ZM126 220V219H125ZM149 220V219H148ZM159 220V219H158ZM162 220V219H161ZM163 220H165V219H163ZM34 221H32V222H34ZM37 221H39V220H36V222ZM48 221V220H47ZM84 221H85V219H84ZM87 221V220H86ZM96 221V220H95ZM99 221V220H98ZM122 221V220H121ZM120 221V222H121ZM128 221V220H127ZM133 221V220H132ZM136 221V220H135ZM150 221H151V219H150ZM149 221V222H150ZM160 221V220H159ZM168 221V220H167ZM176 221V220H175ZM181 221V220H180ZM207 221V220H206ZM80 222V221H79ZM105 222V221H104ZM103 222V223H104ZM129 222V221H128ZM148 222V223H149ZM209 222V221H208ZM29 223V222H28ZM30 223H31V221H30ZM35 223V222H34ZM38 223V222H37ZM51 223V222H50ZM49 223V224H50ZM93 223V222H92ZM95 223V222H94ZM93 223V224H94ZM97 223V222H96ZM109 223V222H108ZM107 222H106V225L108 224ZM114 223H116L115 221H114ZM113 223V224H114ZM136 223H138V222H136ZM158 223V222H157ZM167 223H169V224H171L170 222H166V224ZM185 223V222H184ZM210 223V222H209ZM211 223H213V222H211ZM26 224V223H25ZM24 224V225H25ZM46 224V223H45ZM120 224H122V223H120ZM160 224V223H159ZM164 224V223H163ZM162 224V225H163ZM174 224V223H173ZM207 224V223H206ZM221 224V223H220ZM219 224V225H220ZM226 224V223H225ZM38 225V224H37ZM43 225V224H42ZM80 224L78 223V226H79ZM81 225H82V221H81ZM94 225H96V224H94ZM104 225V224H103ZM124 225H125V223H124ZM211 225V224H210ZM41 226V225H40ZM46 226V225H45ZM85 226H87V224H85ZM90 226V225H89ZM109 226V225H108ZM111 226V225H110ZM109 226V228L108 229H111L112 227H110ZM119 228L121 227V226H119V225H117ZM130 226H132V225H130ZM134 226H136V224L134 225ZM154 226V225H153ZM222 226H224V223L222 224ZM227 226V225H226ZM30 227V226H29ZM32 227V226H31ZM49 227V226H48ZM83 227V226H82ZM93 227V226H92ZM114 227V226H113ZM133 227V226H132ZM178 227V226H177ZM186 227H187V225H186ZM204 227H205V225H204ZM213 228H214V226H212ZM217 227H218V225H217ZM37 228V227H36ZM50 228V227H49ZM64 228V229H63ZM84 228H86V227H84ZM87 228H88V226H87ZM94 228V227H93ZM105 228V227H104ZM125 228V227H124ZM130 228V227H129ZM145 228V227H144ZM147 228V227H146ZM149 228H150V225H149ZM153 228V227H152ZM152 228H151V230H152ZM158 228V227H157ZM173 228V227H172ZM216 228V227H215ZM241 228V227H240ZM260 228V227H259ZM22 229H24L23 231H21ZM79 229V228H78ZM77 229V230H78ZM95 229V228H94ZM93 229V230H94ZM105 229H107V227L105 228ZM104 229V230H105ZM113 229V228H112ZM111 229V230H112ZM115 229V228H114ZM127 229V228H126ZM184 229V228H183ZM186 229V228H185ZM184 229V230H185ZM190 229V228H189ZM192 229V228H191ZM206 229V228H205ZM220 229V228H219ZM228 229V228H227ZM32 230V229H31ZM50 230H53V228L51 229L50 228ZM103 230V231H104ZM125 230V229H124ZM150 230V231H151ZM159 230H161L160 228H159ZM176 230H178L177 228H176ZM180 230H182L181 228H180ZM201 230H202V227H201ZM207 230V229H206ZM214 230H216V229H214ZM233 230H234V228H233ZM45 231V230H44ZM79 231V230H78ZM77 231V232H78ZM84 230H82V232H83ZM90 231V230H89ZM88 231V233L90 234L91 233V231L89 232ZM102 231V230H101ZM100 231V232H101ZM103 231L101 232V234L103 233ZM107 231V230H106ZM115 231V230H114ZM131 231V230H130ZM133 231H134V229H133ZM146 231V230H145ZM153 231V230H152ZM154 231H156V230H154ZM162 231V230H161ZM185 231H187V230H185ZM189 231V230H188ZM211 231V230H210ZM219 231V230H218ZM226 231V230H225ZM46 233H47V231H45ZM44 232V233H45ZM49 232V231H48ZM69 232V233H68ZM86 232V231H85ZM98 232V231H97ZM108 232V231H107ZM127 232V231H126ZM144 232V231H143ZM147 232V231H146ZM173 232V231H172ZM195 232V231H194ZM217 232V231H216ZM222 232V231H221ZM229 232V231H228ZM31 233V232H30ZM32 233H33V231H32ZM43 233V234H44ZM75 233V232H74ZM79 233V232H78ZM84 233V232H83ZM129 234H130V232H128ZM162 233V232H161ZM175 233H177V231L175 232ZM190 233V232H189ZM192 233H193V231H192ZM196 233V232H195ZM214 233H215V231H214ZM223 233V232H222ZM225 233V232H224ZM231 233V232H230ZM49 234V233H48ZM54 234V233H53ZM61 234V233H60ZM87 234V233H86ZM117 234V233H116ZM120 233H118V235H119ZM146 234H149V231H148V233H146ZM153 234V233H152ZM155 234H156V232L154 233V236H155ZM158 234V233H157ZM191 234V233H190ZM208 234V233H207ZM210 234H212V233H210ZM50 235H52V233L50 234ZM50 235H47V236H49L48 238H51L50 237ZM58 235V234H57ZM66 235V234H65ZM78 235V234H77ZM104 235H105V233H104ZM150 235V234H149ZM189 235V234H188ZM198 235V234H197ZM209 235V234H208ZM46 236V235H45ZM68 236V235H67ZM88 236V235H87ZM94 236H96V235H94ZM99 236V235H98ZM98 236H96V237H98ZM107 236V235H106ZM129 236V235H128ZM205 236V235H204ZM214 236V235H213ZM57 237H61V235H59V236H57ZM72 237V236H71ZM70 237V238H71ZM85 237V236H84ZM92 237V236H91ZM91 237H89L90 238V240H92V238ZM114 237V236H113ZM113 237H111V238H113ZM150 237V236H149ZM152 237V236H151ZM158 237L160 238V236L158 235ZM176 237H178L177 236V234H176ZM197 237V236H196ZM200 237V236H199ZM206 237V236H205ZM220 237H223V236H220ZM234 237V236H233ZM30 238H32V237H30ZM43 238V237H42ZM62 238V237H61ZM60 238V239H61ZM73 238V237H72ZM79 239H78V241L80 240V237H78ZM88 238V239H89ZM125 238V237H124ZM124 238H122V240L124 239ZM142 238V237H141ZM153 238V237H152ZM175 238V237H174ZM185 238V237H184ZM192 238V237H191ZM209 238V237H208ZM211 238V237H210ZM217 238V237H216ZM52 239H56V238H52ZM58 239V238H57ZM88 239H86V241L88 240ZM100 239H102V238H100ZM99 239V240H100ZM104 239V238H103ZM106 239V238H105ZM117 239H118V237H117ZM146 239H148V238H146ZM145 239V240H146ZM171 239V238H170ZM192 239H194L195 240V238H192ZM206 239V238H205ZM204 239V240H205ZM217 239H219V238H217ZM221 239V238H220ZM28 240V239H27ZM49 240V239H48ZM62 240V239H61ZM114 240H116V238H114ZM145 240H144V243H145ZM200 240H201V237H200ZM213 240H214V238H213ZM51 241H53V240H51ZM63 241H65V240H63ZM76 241V240H75ZM85 241V242H86ZM143 241V240H142ZM172 241V240H171ZM182 240L180 239V242H181ZM197 241V240H196ZM195 241V242H196ZM220 241H222V240H220ZM255 241V240H254ZM29 242V241H28ZM57 242V241H56ZM59 242V241H58ZM60 242H62V241H60ZM66 242H68V240L66 241ZM100 242V241H99ZM98 242V243H99ZM104 242V241H103ZM111 242V241H110ZM113 242V241H112ZM117 242V241H116ZM119 242H121V241H119ZM179 242V241H178ZM183 242V241H182ZM199 242V241H198ZM214 242V241H213ZM217 242V241H216ZM216 242H214V243H216ZM226 242V241H225ZM225 242H222V243H225ZM45 243V242H44ZM48 243H49V241H48ZM53 243L54 242H52V245H53ZM81 243V242H80ZM94 243H95V241H94ZM94 243H93V241H92V244L94 245ZM98 243H95V244H98ZM102 243V242H101ZM114 243H115V241H114ZM113 243V247H115V245H118V247L120 246V249H121V245H119V244H114ZM123 243V242H122ZM128 243H130V242H128ZM134 243V242H133ZM162 243V242H161ZM166 243V242H165ZM170 243V242H169ZM204 243V242H203ZM218 243V242H217ZM227 243V242H226ZM230 243V242H229ZM65 244H67V246H68V244H70L69 242L68 243H65ZM104 244V243H103ZM106 244V243H105ZM112 244V243H111ZM135 244V243H134ZM157 244V243H156ZM155 244V245H156ZM182 244V243H181ZM194 244V243H193ZM207 244V243H206ZM219 244H220V242H219ZM228 244V243H227ZM256 244H258V243H256ZM30 245V244H29ZM50 245V244H49ZM56 245V244H55ZM72 245V244H71ZM78 245V244H77ZM83 245V244H82ZM92 245V246H93ZM127 244H125V246H126ZM136 245H137V243H136ZM141 245V244H140ZM167 245V244H166ZM173 245V244H172ZM172 245H170V247L169 248H171V246ZM200 245V244H199ZM221 245H224V244H221ZM232 245H234V243L232 242ZM231 245V246H232ZM73 246V245H72ZM95 246V245H94ZM111 246V245H110ZM124 246V245H123ZM122 246V247H123ZM175 246V245H174ZM208 246V245H207ZM209 246H211V245H209ZM208 246V247H209ZM227 247L229 246L230 247V245H226ZM22 247H23V249H24V251H22ZM49 247V246H48ZM56 247V246H55ZM63 247V246H62ZM69 247V246H68ZM71 247V246H70ZM102 247V246H101ZM109 247V246H108ZM164 247V246H163ZM179 247H181V245L179 246ZM185 245L183 246V250L186 248L187 249V246L185 247ZM204 247V246H203ZM206 247V246H205ZM204 247V249H206ZM223 247V246H222ZM221 247V248H222ZM40 248V247H39ZM42 248V247H41ZM61 248V247H60ZM66 247H65V245H64V249H65ZM98 248V247H97ZM104 248V247H103ZM106 248V247H105ZM139 248V247H138ZM165 248V247H164ZM163 248V249H164ZM177 248V247H176ZM212 248H213V246H212ZM211 248V249H212ZM220 248V247H219ZM220 248V249H221ZM43 249H45V248H43ZM42 249V250H43ZM47 249V248H46ZM51 249V248H50ZM54 249V248H53ZM67 249V248H66ZM74 249V248H73ZM92 249V248H91ZM91 249H90V251H91ZM94 249V248H93ZM110 249V248H109ZM130 249V248H129ZM181 249V248H180ZM185 249V250H186ZM190 249V248H189ZM188 249V250H189ZM191 249H192V247H191ZM209 249H210V247H209ZM209 249H208V251H209ZM32 250V251H31ZM41 250V249H40ZM49 250V249H48ZM56 250V249H55ZM59 249L57 248V251H58ZM63 249H61L60 251H62ZM68 250V249H67ZM70 250H71V248H70ZM75 250H77V249H75ZM101 250L102 249H100L99 251H100V253H101ZM112 250V249H111ZM165 250H166V248H165ZM169 250V249H168ZM167 250V251H168ZM174 250V249H173ZM215 250V249H214ZM221 250H224L225 251V249L223 248V249H221ZM31 251V252H30ZM47 251V250H46ZM46 251H42V254H44V252H45V254L47 255V256H50L52 253L50 252V255H48L49 253L47 252L46 253ZM49 251H51V250H49ZM72 251V250H71ZM74 251V250H73ZM79 251V250H78ZM98 250H97V252H99ZM114 251V250H113ZM121 252H122V249L120 250ZM127 251V250H126ZM126 251H125V253H126ZM193 251V250H192ZM195 251V250H194ZM210 251H212V250H210ZM216 251V250H215ZM52 252H53V250H52ZM54 252H56V251H54ZM63 252H64V250H63ZM83 251H80L79 252V254L80 253H82ZM93 253L94 252H96V251H92ZM97 252H96V254H97ZM104 252H108L107 250L105 251L104 250ZM120 252V253H121ZM130 253H131V251H129ZM182 252V251H181ZM184 252V251H183ZM188 252V251H187ZM189 252H191V250L189 251ZM196 252V251H195ZM213 252V251H212ZM216 252H219L220 253V251H216ZM28 253H30V254H28ZM37 253V252H36ZM40 253V252H39ZM57 253V252H56ZM61 253V252H60ZM66 253H67V251H66ZM65 253V254H66ZM72 253V252H71ZM75 253V252H74ZM87 253H89V252H87ZM91 253V252H90ZM89 253V254H90ZM110 253H112V252H110ZM118 253V252H117ZM124 253V254H125ZM186 253V252H185ZM193 253V252H192ZM205 253H206V251H205ZM32 254H34V253H32ZM58 254V253H57ZM62 254H64V253H62ZM107 254V253H106ZM109 254V253H108ZM116 254V253H115ZM182 254V253H181ZM181 254H179V255H181ZM197 254H199V253H197ZM41 254H39V256H40ZM55 255V254H54ZM60 256H61V254H59ZM67 255V254H66ZM69 255V254H68ZM72 255V254H71ZM81 255V254H80ZM84 255H87V254H84ZM110 255V254H109ZM128 255V254H127ZM183 255V254H182ZM181 255V256H182ZM188 255V254H187ZM201 255H202V253H201ZM34 256V255H33ZM36 256L37 255H35V258H36ZM52 256V255H51ZM90 255H88V257H89ZM94 256V255H93ZM98 256V255H97ZM103 256V255H102ZM111 256V255H110ZM113 256V255H112ZM119 256V255H118ZM121 256H123V257H121V258H124V255H123V253H122V255ZM129 256V255H128ZM127 256V257H128ZM173 256H174V254H173ZM53 257V256H52ZM84 257H86V256H84ZM88 257H86V258H88ZM96 257V256H95ZM114 257V256H113ZM130 257V256H129ZM161 257V256H160ZM163 257V256H162ZM197 257V256H196ZM196 257L194 258V261L196 260ZM39 258V257H38ZM41 258V257H40ZM43 258V257H42ZM60 258H62V259H65V261H66V258H64V257H60ZM68 258H70V257H68ZM81 258V257H80ZM93 258V257H92ZM101 258V257H100ZM109 258V257H108ZM112 258V257H111ZM136 258V257H135ZM171 258V257H170ZM186 258H187V256H186ZM203 258H205V257H203ZM222 258V257H221ZM50 259V258H49ZM54 259V258H53ZM59 259V258H58ZM89 259H90V257H89ZM88 259V260H89ZM95 259H97V257L95 258ZM95 259L93 260V261H95ZM105 259H106V257H105ZM110 259V258H109ZM114 259V258H113ZM115 259L117 260V258L115 257ZM118 259H119V257H118ZM125 259V258H124ZM128 259V261H129V258H127ZM131 259V258H130ZM138 259V258H137ZM160 260H161V258H159ZM165 259V258H164ZM176 259V258H175ZM191 259V258H190ZM209 259V257L207 258V260ZM223 259V258H222ZM39 260V259H38ZM121 260V259H120ZM120 260H119V262L117 263V264H120L121 262H120ZM157 260V259H156ZM167 260V259H166ZM177 260V259H176ZM204 260H206V259H204ZM210 260V259H209ZM29 261V262H28ZM35 261V260H34ZM53 261H55V260H53ZM58 261V260H57ZM62 261V260H61ZM70 261H71V259H70ZM70 261H68V262H70ZM92 261V260H91ZM91 261H89V262H91ZM112 261V260H111ZM127 261V260H126ZM136 261V260H135ZM193 261V262H194ZM73 261H71V263H72ZM101 262V261H100ZM99 262V263H100ZM103 262H104V259H103ZM130 262V261H129ZM128 262V263H129ZM137 262V261H136ZM169 262V261H168ZM198 262H200V261H198ZM208 262V261H207ZM36 263H37V260H36ZM40 263V262H39ZM55 263V262H54ZM59 263L61 264V262H60V260H59ZM59 263H56V264H59ZM94 263H96V262H94ZM98 263V262H97ZM110 263V262H109ZM112 263H114V262H112ZM124 263H126L125 261H124ZM141 263H142V261H141ZM150 263V262H149ZM157 263V262H156ZM159 263V262H158ZM160 263H161V261H160ZM205 263V262H204ZM221 263V262H220ZM45 264H46V262H45ZM69 264V263H68ZM78 264V263H77ZM87 264H89V263H87ZM91 264H93V262H91ZM103 264V263H102ZM137 264V263H136ZM139 264V263H138ZM155 264V263H154ZM166 264V263H165ZM177 264H179V262L177 263ZM189 264V263H188ZM227 264V263H226ZM261 264V263H260Z\"/></svg>",
  "mask_w": 264,
  "mask_h": 264
}]
</instances>
